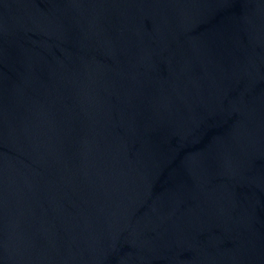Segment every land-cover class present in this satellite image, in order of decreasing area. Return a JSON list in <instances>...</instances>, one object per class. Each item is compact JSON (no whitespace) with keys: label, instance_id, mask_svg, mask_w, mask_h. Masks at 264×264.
Returning <instances> with one entry per match:
<instances>
[{"label":"water","instance_id":"obj_1","mask_svg":"<svg viewBox=\"0 0 264 264\" xmlns=\"http://www.w3.org/2000/svg\"><path fill=\"white\" fill-rule=\"evenodd\" d=\"M0 264H264V0H0Z\"/></svg>","mask_w":264,"mask_h":264}]
</instances>
